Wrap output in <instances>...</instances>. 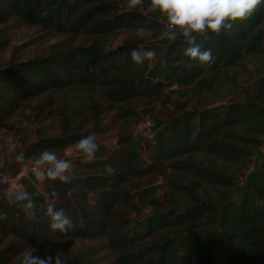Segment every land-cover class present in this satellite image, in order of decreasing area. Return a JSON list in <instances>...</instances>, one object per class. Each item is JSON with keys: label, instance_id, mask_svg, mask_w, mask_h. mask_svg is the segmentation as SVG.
I'll list each match as a JSON object with an SVG mask.
<instances>
[{"label": "trees", "instance_id": "trees-1", "mask_svg": "<svg viewBox=\"0 0 264 264\" xmlns=\"http://www.w3.org/2000/svg\"><path fill=\"white\" fill-rule=\"evenodd\" d=\"M118 7L112 0H0V23L19 15L28 22L92 38L87 46L63 47L0 68V115L15 110L26 98L71 86H99L108 99L120 104L124 115L135 113L138 104L163 98L172 86L183 97L201 98L199 105L186 111L181 103L175 105L177 115L157 135L147 166L127 146L110 154L98 147L93 157L72 161L67 181L50 180L45 169L41 187L24 177L21 191L5 196L0 190V233L18 232L46 242L106 238L120 264L264 260V156L241 193L233 196L235 179L264 145V81L233 90L235 98L224 105H209L205 98L231 68L264 55V3L246 18L231 22L230 29L196 34L201 49L211 50V63L185 56L183 38L165 41L166 56L157 65L158 72L151 59L141 64L131 60L132 50L145 51L135 42L106 49L107 41L122 30L164 28L135 11L118 13ZM63 115L61 133L45 134L29 145L28 157L48 149L60 158L61 151L88 136L72 127L67 112ZM153 171L165 175L164 203L145 195L152 208L145 230L129 233L126 213L137 207L133 182ZM24 192L34 203L30 215L22 210L24 202L15 198ZM41 204L64 209L72 228L51 230ZM97 248L84 247L51 264H99Z\"/></svg>", "mask_w": 264, "mask_h": 264}, {"label": "rangeland", "instance_id": "rangeland-1", "mask_svg": "<svg viewBox=\"0 0 264 264\" xmlns=\"http://www.w3.org/2000/svg\"><path fill=\"white\" fill-rule=\"evenodd\" d=\"M112 1L118 3V13L135 11L148 16L151 21L162 24L164 28L122 30L107 41L106 49L111 50L126 42H135L145 51L153 52L150 58L152 68L158 72L157 65L160 66L166 56L164 43L170 41L162 35L167 24L166 18L150 7V0H139L135 6H130L128 0ZM41 13L45 14L43 10ZM182 38L178 34L176 40ZM91 41L92 38L84 33L59 31L43 22H28L15 15L0 23V68L34 56L45 57L49 52L58 51L63 47L74 49L82 45L87 46ZM256 81H264L263 54L249 57L241 65L231 68L226 77L218 83L215 92L205 97L211 102L207 104L224 105L231 98H235L233 90H240ZM177 89V86H172L166 90L163 98L152 100L150 104H138L136 112L131 115H124L120 104L108 99L97 85L71 86L26 98L15 110L0 115L1 192L10 196L21 191L20 181L24 177L30 178L39 187L42 186L46 166L35 168L34 160L37 157H28L26 152L29 145L39 142L45 134L58 136L61 133V119H64L65 112L72 117L73 128L93 136L98 147L105 148L108 154L118 151L120 153L121 147L127 146L140 156L144 166L149 165L157 135L163 132L173 116L177 115L178 109L175 105L181 103V108L186 111L199 105L201 101L198 97H183L182 91ZM94 119H98L96 123ZM20 153H23L24 158L17 160L16 157ZM59 156L70 162L71 171L75 165L72 161L88 157L78 151L75 145L61 151ZM263 156L264 145L255 150L243 172L235 179L233 196L241 193L242 186L249 180ZM71 171L67 174L73 175ZM164 180L163 172L153 171L133 182L137 207L133 212L126 213L129 233L139 234L145 230L146 219L152 209L145 195L150 193L154 199L164 203L165 190L161 189ZM88 246L98 247L96 251L99 264H120L106 238H69L46 242L25 237L18 232L0 233V261L1 264H22L26 255H34L51 264ZM253 264H264V260Z\"/></svg>", "mask_w": 264, "mask_h": 264}, {"label": "clouds", "instance_id": "clouds-1", "mask_svg": "<svg viewBox=\"0 0 264 264\" xmlns=\"http://www.w3.org/2000/svg\"><path fill=\"white\" fill-rule=\"evenodd\" d=\"M139 0H128L130 6H135ZM264 3V0H150V7L158 10L167 21L166 28L162 32L164 37L175 41L177 35H181L187 47L183 54L196 60L200 64L211 63L213 56L210 49H201L196 42V34L210 30L219 33L222 29H230L231 22L246 18L255 7ZM131 60L136 64L153 56L151 50L131 51ZM75 148L82 151L86 156L93 157L98 149L93 136H83L75 142ZM23 153L17 155V160H22ZM46 166L47 177L50 180L67 181L66 170L70 162L61 159L54 151L42 150L34 160V167ZM17 201H23L22 210L32 214L34 203L28 192L16 195ZM44 215L49 218V228L53 231L66 232L72 228V219L62 208H56L53 204H41ZM22 264H48L44 259L37 256H25Z\"/></svg>", "mask_w": 264, "mask_h": 264}, {"label": "built area", "instance_id": "built-area-1", "mask_svg": "<svg viewBox=\"0 0 264 264\" xmlns=\"http://www.w3.org/2000/svg\"><path fill=\"white\" fill-rule=\"evenodd\" d=\"M150 124V123H149Z\"/></svg>", "mask_w": 264, "mask_h": 264}]
</instances>
